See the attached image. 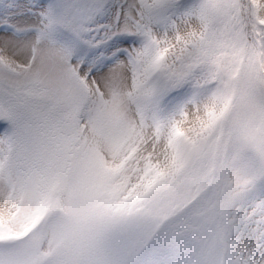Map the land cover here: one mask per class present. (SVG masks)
I'll list each match as a JSON object with an SVG mask.
<instances>
[{
    "label": "snow or ice",
    "instance_id": "obj_1",
    "mask_svg": "<svg viewBox=\"0 0 264 264\" xmlns=\"http://www.w3.org/2000/svg\"><path fill=\"white\" fill-rule=\"evenodd\" d=\"M0 264H264V0H0Z\"/></svg>",
    "mask_w": 264,
    "mask_h": 264
}]
</instances>
